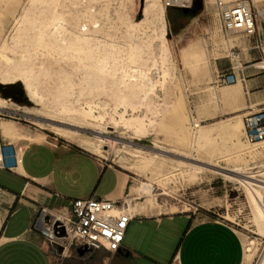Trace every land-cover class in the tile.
Here are the masks:
<instances>
[{
  "label": "rangeland",
  "instance_id": "obj_1",
  "mask_svg": "<svg viewBox=\"0 0 264 264\" xmlns=\"http://www.w3.org/2000/svg\"><path fill=\"white\" fill-rule=\"evenodd\" d=\"M25 1L17 0L15 7L19 8ZM103 1L110 2L113 9L120 7L125 12L126 21L143 19L145 0ZM215 1L193 0L187 8V17H181V9L165 8L164 0H159L165 15V45L171 55L175 75L168 78L167 85L176 96L171 103V110L175 114H165L158 123L164 129L153 125L140 135L121 124H112L107 117L100 126L94 125L98 123L93 120L89 124L78 119L76 112L69 117L59 118L47 112L40 103L30 101L18 103L10 100L8 109L0 111L5 117L0 118L12 122L22 132L21 137L37 141V136L41 135L43 138L40 141L48 140L55 145L86 150L125 175L129 183L121 200L133 201L136 205L130 215L192 216L223 222L238 234L243 244L246 262L243 264H260L264 259V234L261 233V225L255 221V208L249 204L244 188L230 180L221 169L241 168L242 175H258V172L264 171V143L249 145L244 142L242 121L249 113L264 109V104L255 106L249 103L251 97L241 84L242 94L237 107L232 108L216 98L220 89L226 86L215 88L210 84V76L216 65L224 63H231L234 68L241 64L242 69L252 65L264 75V69L258 66L264 60V0H245L252 11L260 13L256 16V35L251 37L239 33L228 41L220 32ZM5 6L0 0V16ZM3 29L0 30V44L4 40L10 44L11 26L6 23ZM135 32L141 37L144 34L148 36L143 40L148 41V52L155 57L158 52L155 47L157 38L149 32L145 33L142 27L136 28ZM226 47L235 48L239 62L226 58ZM11 49L24 54L22 50ZM10 50L4 52L8 57H11ZM240 83V78H237L234 87L240 89ZM251 86L259 88L254 95L264 93V84ZM24 97L27 99L26 95ZM75 98L72 96L68 99L74 111L81 108L86 110L84 101ZM246 106L250 109L238 112ZM92 108L91 112L96 116L99 111L96 102ZM122 111L119 109V113ZM139 112L135 111L137 114ZM130 114L128 110L126 115ZM174 120L177 125H174ZM233 123L235 125L230 127ZM50 125L59 128V131L55 132ZM98 130L103 134L97 136L94 132ZM99 139L102 140L101 145ZM136 150L143 152L138 154L140 160H153L148 169L142 170L137 166L140 160L135 157ZM257 178L264 180L263 176ZM141 183L151 187L148 194L140 195L134 190Z\"/></svg>",
  "mask_w": 264,
  "mask_h": 264
},
{
  "label": "bare ground",
  "instance_id": "obj_2",
  "mask_svg": "<svg viewBox=\"0 0 264 264\" xmlns=\"http://www.w3.org/2000/svg\"><path fill=\"white\" fill-rule=\"evenodd\" d=\"M2 1L6 6L0 16V30L9 23L12 33L10 44L6 40L0 44V86L8 93L16 96L19 85L28 101L40 103L47 112L59 118L76 112L78 119L86 123L93 120L98 123L94 125L100 126L107 117L112 124H121L140 135L153 125L162 129V124L158 125L161 118L165 114H175L171 103L176 96L167 85L168 78L175 75L165 45V15L159 0H145L143 19L135 22L126 21L120 7L113 9L110 2L103 0H26L19 8L15 7L17 0ZM140 27L157 38L155 57L148 52V41L143 40L148 36L141 37L135 32ZM11 48L22 50L24 54ZM262 49L264 55V47ZM8 50L11 57L4 53ZM258 66L264 69V60ZM234 86L221 89L216 98L235 100L240 89ZM72 96L84 101L86 110L74 111L68 104ZM9 101L0 97V111L8 109ZM95 102L99 106L96 116L91 112ZM119 109L123 111L119 113ZM128 110L131 114L127 116ZM174 125H177L176 120ZM50 126L55 132L59 131ZM1 128L5 136L14 135L12 123L3 121ZM94 133L98 136L103 131ZM42 138L38 135L36 140ZM99 143L101 145L102 140L99 139ZM134 153L140 160L138 154L143 152L136 150ZM152 162V159L143 158L137 166L146 170ZM221 170L244 188L249 204L257 213L255 221L261 225L264 234V180L257 178H264V171L258 175H242L241 168ZM134 190L143 195L148 194L151 187L141 183ZM126 204L123 208L130 215L136 205L128 200ZM260 264H264V259Z\"/></svg>",
  "mask_w": 264,
  "mask_h": 264
},
{
  "label": "crops",
  "instance_id": "obj_3",
  "mask_svg": "<svg viewBox=\"0 0 264 264\" xmlns=\"http://www.w3.org/2000/svg\"><path fill=\"white\" fill-rule=\"evenodd\" d=\"M230 64L216 65L210 84L214 73ZM256 69L245 66L236 76L240 90L244 85L251 97L248 102L260 106L264 93L254 95L259 88L251 85L264 84V75ZM241 94L242 90L235 100L223 102L236 108ZM3 121L7 120L0 118V142L14 148L17 163L12 171L0 169V264H243V244L230 226L192 216L133 215L118 251L100 247L71 250L60 257L31 229L38 210H69L74 200L89 198L116 203L124 197L129 181L86 150L21 137L12 122L14 135L5 136Z\"/></svg>",
  "mask_w": 264,
  "mask_h": 264
},
{
  "label": "built area",
  "instance_id": "obj_4",
  "mask_svg": "<svg viewBox=\"0 0 264 264\" xmlns=\"http://www.w3.org/2000/svg\"><path fill=\"white\" fill-rule=\"evenodd\" d=\"M192 2L164 0V7L184 10ZM215 7L224 40L228 41L239 33L251 37L256 35V16L260 13L252 11L245 0H216ZM226 58L239 62L234 47H226ZM241 70V64H238L236 68L230 65L227 70L215 72L212 85L219 88L234 84L237 82L236 74ZM242 121L244 142L254 145L264 141V109L249 113ZM16 163L14 148L0 142V169L12 171ZM126 205V200L115 203L102 198H89L74 200L69 210L40 208L31 229L55 247L60 257H67L71 250L100 247L114 253L121 247L128 223L134 218L124 209Z\"/></svg>",
  "mask_w": 264,
  "mask_h": 264
},
{
  "label": "water",
  "instance_id": "obj_5",
  "mask_svg": "<svg viewBox=\"0 0 264 264\" xmlns=\"http://www.w3.org/2000/svg\"><path fill=\"white\" fill-rule=\"evenodd\" d=\"M184 13H187L188 10L187 9H184L182 10ZM18 88V94L16 96L8 93V91L6 89H3L2 86H0V95L2 96V98H5V99H10L12 101H15V102H18V103H22V102H25L27 103L28 100L24 97V94L20 88L19 85L16 86Z\"/></svg>",
  "mask_w": 264,
  "mask_h": 264
},
{
  "label": "trees",
  "instance_id": "obj_6",
  "mask_svg": "<svg viewBox=\"0 0 264 264\" xmlns=\"http://www.w3.org/2000/svg\"><path fill=\"white\" fill-rule=\"evenodd\" d=\"M179 15H181V17H187V14L184 13L182 10L180 11Z\"/></svg>",
  "mask_w": 264,
  "mask_h": 264
}]
</instances>
